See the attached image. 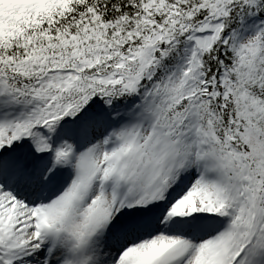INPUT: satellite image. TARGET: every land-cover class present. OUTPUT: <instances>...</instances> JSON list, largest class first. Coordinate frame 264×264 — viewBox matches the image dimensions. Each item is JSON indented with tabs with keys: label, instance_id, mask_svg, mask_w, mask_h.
<instances>
[{
	"label": "snow or ice",
	"instance_id": "snow-or-ice-1",
	"mask_svg": "<svg viewBox=\"0 0 264 264\" xmlns=\"http://www.w3.org/2000/svg\"><path fill=\"white\" fill-rule=\"evenodd\" d=\"M0 264H264V0H0Z\"/></svg>",
	"mask_w": 264,
	"mask_h": 264
}]
</instances>
